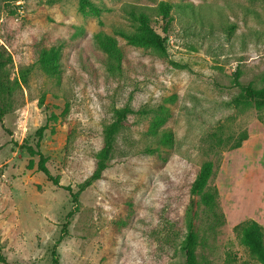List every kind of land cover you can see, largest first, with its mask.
<instances>
[{
	"label": "rangeland",
	"instance_id": "374dc122",
	"mask_svg": "<svg viewBox=\"0 0 264 264\" xmlns=\"http://www.w3.org/2000/svg\"><path fill=\"white\" fill-rule=\"evenodd\" d=\"M90 1L100 15L80 13V0H0V46L11 57L1 76L12 87L0 120L6 260L50 264L56 246L59 264H185L191 227L198 264H261L241 230L252 220L264 227V108L232 101L241 92L236 74L264 88V0ZM161 1L173 5L166 52L116 34L134 31L127 6ZM98 33L118 41L114 70ZM60 42V72L50 75L39 58ZM123 106L132 112L104 177L75 208L66 187L76 192L93 173L105 127ZM25 140L40 141L59 185L39 171ZM207 161L214 170L205 191L217 190L218 217L191 191Z\"/></svg>",
	"mask_w": 264,
	"mask_h": 264
},
{
	"label": "trees",
	"instance_id": "16d2710c",
	"mask_svg": "<svg viewBox=\"0 0 264 264\" xmlns=\"http://www.w3.org/2000/svg\"><path fill=\"white\" fill-rule=\"evenodd\" d=\"M173 5L169 2L161 1L155 7L147 6H127L126 12L129 14L130 19L134 23V31L119 30L117 35L124 38L128 44L134 46L149 47L158 52H166L165 38L162 35L167 31V27L171 22V10ZM79 12L82 14L100 15L102 9L91 2L90 0H80ZM159 26L161 31L156 28ZM95 43L107 54L106 63L114 70L121 64L122 53L118 47V41L113 36L106 33H98L95 35ZM65 46L64 42H60L57 45L49 48H44L41 52L39 63L43 70L50 75H57L60 72V64L58 62L61 57L62 50ZM11 61L10 56H6L2 47L0 46V120H3L9 108L8 102H6L5 95L10 96L12 92L11 85L5 81L1 76L2 69ZM26 81V76L23 78ZM236 85L240 88V94L232 101L233 104L238 107L240 105H249L256 109L264 108V88L257 89L251 83L242 84L239 81V74H236ZM132 112L128 106H123L116 109L113 120L105 127L104 141L102 149L100 150L97 159L96 166L93 173L79 184L76 192H73L70 187H66L71 191L72 202L77 207L79 203V197L81 193L88 187L93 185L96 181L101 180L104 177V172L108 168V163L112 157V153L115 146V141L120 130L126 125L128 115ZM44 131V127L38 129L40 137ZM39 137V138H40ZM248 136L245 135V139ZM163 139L167 144H172L173 136L170 131H165ZM40 141L37 142L34 147L28 144L25 140L21 146L25 148L31 156L39 155L40 160L38 163V169L46 175V177L52 181L55 185H59L58 178L54 177L48 167L46 166V160L42 152L39 150ZM241 146V142H238L235 148ZM33 165V161H30L29 166ZM214 170V163L207 161L202 165V168L196 177L192 185V193L195 195H201L202 202L213 210V214L218 217V192L205 191ZM74 210H71L68 216H72ZM66 230V228H65ZM242 242L248 248L250 254L255 257L261 264H264V228L256 221L252 220L245 223L241 230ZM197 236L196 233L190 227L186 238L182 245V250L185 253V264H198L196 255ZM53 258L50 264H59V257L57 254L56 246L52 250ZM0 263L10 264L2 253V246L0 240Z\"/></svg>",
	"mask_w": 264,
	"mask_h": 264
},
{
	"label": "crops",
	"instance_id": "0c3cea01",
	"mask_svg": "<svg viewBox=\"0 0 264 264\" xmlns=\"http://www.w3.org/2000/svg\"><path fill=\"white\" fill-rule=\"evenodd\" d=\"M262 226V225H261ZM263 227V226H262ZM264 228V227H263Z\"/></svg>",
	"mask_w": 264,
	"mask_h": 264
}]
</instances>
